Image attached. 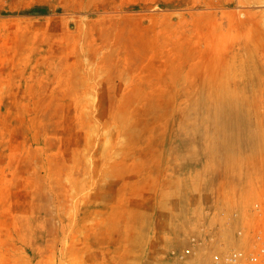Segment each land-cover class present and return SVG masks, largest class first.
Listing matches in <instances>:
<instances>
[{"label": "rangeland", "instance_id": "374dc122", "mask_svg": "<svg viewBox=\"0 0 264 264\" xmlns=\"http://www.w3.org/2000/svg\"><path fill=\"white\" fill-rule=\"evenodd\" d=\"M263 243L264 0H0V264Z\"/></svg>", "mask_w": 264, "mask_h": 264}, {"label": "built area", "instance_id": "2783aa9c", "mask_svg": "<svg viewBox=\"0 0 264 264\" xmlns=\"http://www.w3.org/2000/svg\"><path fill=\"white\" fill-rule=\"evenodd\" d=\"M260 251L246 255L241 251L231 252L219 264H264V243Z\"/></svg>", "mask_w": 264, "mask_h": 264}, {"label": "bare ground", "instance_id": "6f19581e", "mask_svg": "<svg viewBox=\"0 0 264 264\" xmlns=\"http://www.w3.org/2000/svg\"><path fill=\"white\" fill-rule=\"evenodd\" d=\"M216 106H217V104H216ZM220 106H222V105H220ZM223 106H224V105H223ZM222 109H223V108H222ZM228 109H229V108H228ZM220 110H221V109H220ZM221 115H222V114H221ZM222 116H223V115H222ZM215 117H216V116H215ZM215 117H214V118H215ZM214 118H213V116H212V121L214 120ZM204 121H205V120H204ZM219 121H220V120H219ZM221 121H222V120H221ZM205 122H206V121H205ZM223 122H224V121H223ZM223 122H222V123H223ZM210 124H211V123H210ZM212 124H214V123H212ZM223 124H224V123H223ZM223 124H222V125H223ZM219 128H221V126H220ZM214 129H215V126H214ZM214 129H213V130H214ZM215 130H216V129H215ZM222 130H223V129H222ZM209 132H210V131L208 130V133H209ZM206 133H207V132H206ZM212 133H213V132H212ZM227 133H228V132H227ZM231 133H232V132H231ZM235 133H236V132H235ZM218 134H219V133H218ZM212 135H213V134H212ZM220 135H221V134H220ZM222 135H223V134H222ZM212 141H213V140H212ZM215 142H216V140H215ZM214 146H215V145H214ZM230 146H232V145H230ZM228 147H229V146H228ZM228 147H226V149H227ZM222 149H224V145H223V148H222ZM227 150H228V149H227ZM221 152H222V151H221ZM221 152H220V153H221ZM213 153H214V152H213ZM214 154H215V153H214ZM213 156H214V155H213ZM232 156H233V155H232ZM226 159H227V158H226Z\"/></svg>", "mask_w": 264, "mask_h": 264}, {"label": "crops", "instance_id": "0c3cea01", "mask_svg": "<svg viewBox=\"0 0 264 264\" xmlns=\"http://www.w3.org/2000/svg\"><path fill=\"white\" fill-rule=\"evenodd\" d=\"M123 264H124V262H123Z\"/></svg>", "mask_w": 264, "mask_h": 264}]
</instances>
